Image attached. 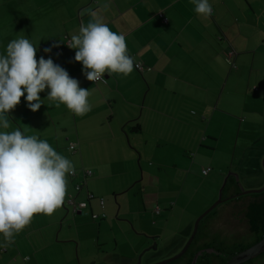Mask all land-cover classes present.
I'll return each instance as SVG.
<instances>
[{
    "label": "crops",
    "instance_id": "crops-1",
    "mask_svg": "<svg viewBox=\"0 0 264 264\" xmlns=\"http://www.w3.org/2000/svg\"><path fill=\"white\" fill-rule=\"evenodd\" d=\"M209 2L212 15L204 18L195 14L191 0H0V54L10 39L26 36L37 44V60L51 58L92 92V110L82 117L50 102L47 89L39 94L43 104L36 112L23 96L9 112L12 128L22 130L24 120L28 134L46 139L71 158L76 171L69 176L65 203L53 215H34L7 247L0 234L2 264H71L75 247V253L83 244L91 247L94 218H105L111 211L104 199L109 192L120 201L116 213L122 219L114 217L112 209L116 226L105 227L103 242L99 222L94 243L105 244L111 229L127 241L129 252L138 254L146 247L143 236L152 225L147 213H160V205L174 207L187 176L201 177L209 198L216 197L211 191H217L227 177L221 192L224 200L240 191L235 177L244 171V159L252 160L253 172L259 175L257 165L264 156V0ZM104 3L111 5L107 12L101 9ZM89 10L98 11L112 31L125 34L139 69L134 67L127 77L105 73V84L86 79L82 64L74 60L76 50L67 44L89 21ZM101 142L110 147H92ZM69 144L74 145L73 156L67 153ZM96 151L110 161L88 162ZM142 159L147 165L156 163L177 194L146 196L150 173L141 167ZM162 167L171 172L163 173ZM139 170L141 180H146L137 190L140 194L123 197L121 183L130 184ZM172 171L184 177L174 178ZM260 174L258 186L264 182ZM110 180L111 186L103 185ZM165 229L163 224L160 235L152 238L158 242ZM191 231L192 224L185 236ZM136 243L141 247L135 249ZM25 256L30 259L24 260ZM125 260L132 264L135 259Z\"/></svg>",
    "mask_w": 264,
    "mask_h": 264
},
{
    "label": "clouds",
    "instance_id": "clouds-1",
    "mask_svg": "<svg viewBox=\"0 0 264 264\" xmlns=\"http://www.w3.org/2000/svg\"><path fill=\"white\" fill-rule=\"evenodd\" d=\"M194 12L212 15L209 0H191ZM110 3L101 6L110 10ZM87 24L71 35L67 46L75 49L74 60L82 64L90 82L104 81L107 75H130L135 58L128 52L126 36L112 31L98 11L89 10ZM50 49H45V52ZM37 44L26 36L10 39L0 54V234L4 247L32 222L38 213L51 216L65 203L68 177L76 171L75 163L59 153L46 139L19 127L12 128L9 112L21 102L36 112L43 104L40 93L47 89V99L64 105L76 116L92 110L89 88L54 63L51 58L36 59ZM12 128V130H9ZM30 257L25 256L24 260Z\"/></svg>",
    "mask_w": 264,
    "mask_h": 264
},
{
    "label": "rangeland",
    "instance_id": "rangeland-1",
    "mask_svg": "<svg viewBox=\"0 0 264 264\" xmlns=\"http://www.w3.org/2000/svg\"><path fill=\"white\" fill-rule=\"evenodd\" d=\"M22 124V130H24V120L21 121ZM80 125V124H79ZM98 144H101V146H98ZM97 146L94 145L92 147H105L110 144H103L98 143ZM71 145V144H69ZM68 145V146H69ZM129 146V144L127 143ZM68 151L67 153L70 154L71 156L75 155L74 151L69 150L66 148ZM248 157V153L246 154ZM111 157H107L105 155H102L100 151H96L92 153L91 158H87L88 162H93V163H102L106 161H110ZM263 158V157H262ZM71 159V158H70ZM72 160V159H71ZM73 161V160H72ZM78 162L79 165V159L75 158V162ZM138 158H136V165L137 168H139V165L137 163ZM146 160L142 159L141 160V167L150 173V179L149 183L147 185V190H146V196L151 197V199L155 198L157 194H161L166 197L171 196V191H175L177 194V187L171 184H168L165 182V176L162 175L161 172L157 171L158 166L156 163H152V165H147L145 163ZM154 161H159L158 157L154 158ZM251 159H244L243 160V168L244 171L240 173V175L237 176V183L240 185V188L242 190H257L263 187L264 182L258 186L255 185L257 184L258 181V176H263L260 174L263 172L264 174V168L262 166V159L258 162L257 165V170L259 172V175L254 173V165H251L252 162ZM74 162V161H73ZM164 165V164H163ZM162 165V166H163ZM133 166V165H132ZM124 167V164H123ZM256 167V166H255ZM163 173L171 172L169 168H163ZM242 170V169H241ZM96 175V176H95ZM93 175V178H97V174ZM149 175V174H148ZM147 176V174L145 175ZM172 176L174 178H183L184 175L181 174V176H175V173L172 171ZM201 176V175H200ZM134 177L133 174H131L128 178L132 179ZM141 174L139 170V177L133 178L130 184L126 183H121V186L124 187L122 190L121 194L123 197L130 196L131 194H134L141 186H143L146 182V180L142 181L141 180ZM154 177V185H152V179ZM127 176L124 178L126 179ZM172 178V179H174ZM69 179V177H68ZM123 179V180H124ZM140 179V180H139ZM225 179V178H224ZM224 179H222L224 181ZM138 184L134 185L135 181H138ZM111 181L106 182L103 185H108L110 184L111 186ZM222 181V183H223ZM236 181V180H235ZM264 181V179H263ZM101 183L103 182L100 181ZM128 182V181H127ZM218 188V190H213L211 191L214 193L216 196L215 198H209L210 191L207 190L205 184H201V177H192V176H187V185L185 186V190L183 191V194L179 198L178 202L176 200H173L174 207H168V205H160L159 209L161 210L160 213H147V219L149 223H151V228L150 230L147 229L146 233H144L145 236L144 238V245L148 244L150 238L152 240L153 235L158 234L160 235V228L165 224L166 231L165 233L160 236L161 239H158L157 245L159 246L158 248L151 249L148 251H145L143 255L141 256V264H155L158 262H162L164 260H167L173 256H175L180 250V243H185L186 240L188 239L186 234V230L190 224H192L196 220L198 216H200L205 210H207L210 206H212L214 203L218 201V193L221 188V185ZM131 188V190H128V188ZM159 186V190L157 188ZM119 186L115 187L118 188ZM254 187V188H253ZM111 190V189H109ZM239 192V191H238ZM238 192L235 193V196H233L231 199L225 198L224 201H221L218 203L207 215V218L203 219V221L210 223L211 220L215 219L216 223L215 225L212 226L211 231L214 235L218 236V239L220 240L219 243H223L226 245H229L232 247V244H238L239 243V238L244 236L246 234V226L244 223L240 224L239 222H242V220L246 217L247 214L250 215H255V213H259L258 210L261 209V211L264 210V208H261L258 202L260 200V197L257 198L256 195L254 194H247V195H238ZM105 201H107L108 205L111 206V211L112 209L115 210V216L119 219H122L117 216V210H118V203L120 201H116L114 197L112 196L111 192L106 193L104 197ZM98 200L99 198H94L93 203H94V208L97 211L99 207L98 206ZM257 200V201H255ZM212 201V202H210ZM110 211V212H111ZM105 215V218H94L95 221L93 222V230L91 231L93 241L90 244V248H88L86 245H82L81 249H79L75 253V248L73 250V259L71 264H114L120 262V264H127V259L129 256L133 257L136 261V258L141 254V252L147 248H144L138 252V254H135L136 252H129L127 249L128 245L126 244L127 241H125L121 236L118 235L116 232H112L111 229L110 231H107V237H105V244H100L99 246L95 244V238L97 237L96 234V229H97V224L99 222H103V227L101 230V236L100 240H103L102 234L106 233L105 227H115L116 224L113 219H115L110 214ZM101 214V211H100ZM229 216V217H228ZM202 221V222H203ZM24 231V230H23ZM22 231V232H23ZM149 234V235H148ZM143 235V234H142ZM117 240V247L115 245V240ZM134 242V241H133ZM168 243V246H164L165 243ZM142 244L136 243L135 244V249L140 248ZM197 244V246H199ZM224 248V247H223ZM227 248V246H225ZM146 253V254H145ZM145 254V255H144ZM2 255L0 254V257ZM48 258H51L52 256L49 255L47 256ZM123 258V259H121ZM120 260V261H119ZM176 262H171L168 264H175ZM2 264V262H0ZM12 264H24L21 261H16L13 262ZM53 264H58L56 261Z\"/></svg>",
    "mask_w": 264,
    "mask_h": 264
},
{
    "label": "flooded vegetation",
    "instance_id": "flooded-vegetation-1",
    "mask_svg": "<svg viewBox=\"0 0 264 264\" xmlns=\"http://www.w3.org/2000/svg\"><path fill=\"white\" fill-rule=\"evenodd\" d=\"M215 223L216 220L213 219L210 223L203 222L199 224V228L186 252L181 257L171 262H176L175 264H190L194 255L199 253L195 264H225L233 254L264 237V217L259 220L256 215L247 214L242 222H239L240 224H245L246 234L239 238L238 244H232V247L219 243L220 240L218 239V236L214 235L211 231V228ZM199 243L200 245L197 246ZM155 245L156 248L159 247L155 239L152 238L146 246L150 247L149 250H151L155 248ZM225 246H227V248H225ZM132 264H136V261L134 260ZM242 264H264V252Z\"/></svg>",
    "mask_w": 264,
    "mask_h": 264
},
{
    "label": "water",
    "instance_id": "water-1",
    "mask_svg": "<svg viewBox=\"0 0 264 264\" xmlns=\"http://www.w3.org/2000/svg\"><path fill=\"white\" fill-rule=\"evenodd\" d=\"M262 166L264 168V156L262 158ZM226 178L224 179L222 185H221V188L219 190V193H218V201L216 203H214L212 206H210L207 210H205L200 216H198L196 218V220L194 221L193 223V227H192V231L188 237V239L186 240V242L183 244L181 250L173 257L167 259V260H164L162 262H158V263H155V264H166V263H169L171 261H174L176 259H178L179 257H181L185 252L186 250L188 249V247L190 246L196 232H197V229H198V224H199V221H201V219L206 216L218 203H220L221 201H224L223 199H221V192H222V189L224 187V184H225V181H226ZM235 180H236V184L237 186L239 187L240 191L238 192V195H249V194H259L261 192L264 191V185L263 187H261L260 189H257V190H242V188H240V185L237 183V177H235ZM150 248H147L145 250H143L141 252V254L136 258V264H140V258L141 256L143 255V253L145 251H148ZM264 252V237H262L261 239H259L258 241H256L255 243H253L252 245L236 252L235 254H233L226 262L225 264H242L246 261H249L250 259L256 257L257 255L261 254ZM199 253H197L196 255H194L192 261L190 264H195L196 262V259H197V255Z\"/></svg>",
    "mask_w": 264,
    "mask_h": 264
},
{
    "label": "trees",
    "instance_id": "trees-1",
    "mask_svg": "<svg viewBox=\"0 0 264 264\" xmlns=\"http://www.w3.org/2000/svg\"><path fill=\"white\" fill-rule=\"evenodd\" d=\"M253 195H254V194H253ZM255 195H256L257 198L260 197V200L258 201L257 204H259L261 208H264V193L261 192V193H259V194H255ZM258 212H259V213H257V214L255 213V215H256V216L259 218V220H260V219H262V218L264 217V210L261 211V209H259ZM208 214H209V213H208ZM208 214H207V215H208ZM207 215L204 216V217L201 219V221H199V224L203 223L202 221H203V219L207 218ZM199 224H198V228H199ZM188 235H190V234H188ZM231 252H233V251H231Z\"/></svg>",
    "mask_w": 264,
    "mask_h": 264
},
{
    "label": "built area",
    "instance_id": "built-area-1",
    "mask_svg": "<svg viewBox=\"0 0 264 264\" xmlns=\"http://www.w3.org/2000/svg\"><path fill=\"white\" fill-rule=\"evenodd\" d=\"M135 67L138 68V69L140 68L138 64H136ZM94 83L105 84L106 83V79L104 78V81H97V82H94ZM68 149L71 150V151H73L74 150V145L73 144L69 145L68 146ZM205 173H206V170H203L202 171V174H205ZM87 174L89 175L88 172H87ZM77 188H79V187L77 186Z\"/></svg>",
    "mask_w": 264,
    "mask_h": 264
}]
</instances>
